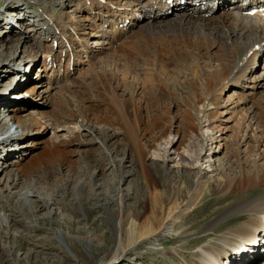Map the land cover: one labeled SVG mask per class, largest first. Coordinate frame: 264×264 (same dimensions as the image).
Returning <instances> with one entry per match:
<instances>
[{
    "label": "rangeland",
    "instance_id": "374dc122",
    "mask_svg": "<svg viewBox=\"0 0 264 264\" xmlns=\"http://www.w3.org/2000/svg\"><path fill=\"white\" fill-rule=\"evenodd\" d=\"M60 1L34 0V8L32 6L24 7V9L17 8L12 12L14 14L21 13V17L18 19L15 15L12 16L11 25L8 16L0 12V116L2 113L6 114V109L9 107L12 112L18 115L32 112L43 121H49V119L51 121L53 113L57 111L59 95L66 98L65 106H68L66 108L70 113L80 107L92 118L95 115H101V113L102 115L112 114V112H105L108 105L107 96L111 92L110 85L108 86L106 83L95 90L92 88L80 89L81 87L73 82L78 77L77 72L72 74L75 76L72 80L67 78L62 82L65 87L54 89L55 86L50 88L51 84L47 85L48 74L41 67L36 66L33 69L27 67L32 80L25 85H16V71L13 68L22 64L28 65L30 63L29 55L33 53L39 54L37 63L39 65L42 63L43 66L42 58L46 54L41 52L45 51L41 48L39 51L31 48L32 34L26 33L29 29L25 30L22 27H28V24H31L27 22L28 16H30L27 12L33 15L31 21H34L36 26L41 29L43 24L38 23L39 15L43 17L40 8L55 16H62L65 13L70 16L76 14L75 18L81 20H78L81 25V30L78 31L85 33L82 35L85 38L77 45L84 49L83 43L88 41L90 44L93 29L90 27L91 22L87 17L91 16L87 13L89 9L79 11L75 0ZM62 3L64 5L74 3V10L68 5L64 10ZM110 3L113 1L109 0L103 5ZM90 7L95 6L91 5ZM146 22L150 21L143 23ZM143 23L136 30L133 29L126 34L116 46H114L115 44L104 46V41L101 40L99 46H104L102 55L112 60L119 59V61L128 60L130 62L143 61L144 56L150 61H153V57L156 59L163 57L165 53L162 49L163 45H168L164 43L173 41V34H169L168 31L167 33L154 30L151 35H142L145 32V29L140 28L144 25ZM93 26L96 27V25ZM90 30L91 32H87ZM39 39L42 38L39 37ZM204 42L208 46L212 40L204 39ZM233 44L235 45L232 43V46H234ZM96 50L94 47V53H90L92 56L90 59L98 62L99 56L96 54ZM254 52L253 49V54H250L256 56L253 72L248 71L239 83L237 79L220 82L217 86L218 89L205 100V112L201 114H199L196 104L198 98L206 96L202 95V92L204 91L203 86L208 85L207 78L212 74H215L216 77L219 74H230L232 73L230 71L235 69L234 66H231L232 70L227 72L214 68L213 61L208 65L199 63L197 74L188 71V74H183L177 79L171 78L161 71L159 73L163 74L160 75L161 79L157 76L159 84L153 86L151 91L141 92L126 85L118 86L113 83L112 89H116L120 98H127L130 104H137L140 108L139 116L142 117L140 120L144 119V122L143 127H140L138 131L139 139L135 144L132 142L127 127L120 125L116 120L117 114L115 113L110 118L113 119L111 126L104 121L97 122V119H94L97 129L91 130L89 127H83L78 138L67 146L65 154L69 159L66 166L71 170L66 169L61 175L64 176L66 171L68 173L72 171V174L74 171H78L80 177V182L69 184L70 191L68 193L60 191L55 186L52 187L51 184L39 182L36 176L25 178L16 164L17 160H21L23 156L27 160L42 155L45 147L53 141L51 136L53 128H58L61 136L59 140L63 137L60 141L69 140L71 134L65 133L67 127H63L68 125L67 123L55 124L58 127H52V125L41 127L36 132L25 130L24 133L21 127L19 128L14 122H11V130L15 137L7 144L5 143L6 145L3 144L2 138L6 139L7 137L2 136L4 132L0 126V264H93V259L96 262L103 257H110L120 241L121 244L124 242L123 244L127 245L126 241L132 238L130 234L134 223L138 225L139 229L145 223L144 227H146L147 221L153 218L151 202L155 194L152 193L156 189L154 187L156 186L158 190L166 191L169 194L171 188L169 180H171L172 174L185 176L179 185L180 200L184 199L189 191L186 178L193 176L196 168L178 167L175 161L165 159L163 154H165V147L170 149L174 142L173 151L170 152L172 157L175 158L178 152L184 150L183 145L187 143L189 136H183L185 131L183 119L185 111L188 110L196 117L195 124L189 133L193 132L195 136L205 127H219L220 125L221 137L225 138L221 141V145L217 139L215 142H212L210 137L207 140L202 139L200 144L203 143L205 146L204 151L207 148L211 149L210 152H215L212 153L210 162L208 160V162H204V160L197 162L193 157H191L193 159H189L191 165L192 162L194 165L204 163L203 167L206 169L203 180L206 183L203 194L186 214L173 221L171 231L166 236H160L157 239L150 236L143 239L140 244L136 245V248L128 250L123 258L116 261L115 264H210L205 258L207 251L218 255L225 261L229 259L228 254H231L232 257L236 256L235 254L244 244L236 240L234 232L239 223L247 219L248 215L245 211L233 213H229V211L239 203V200L241 201L245 197L254 198L264 190V185H262L250 193L231 196L226 194L229 192V186L224 185L223 182V179L228 178V182L232 180V182H237L236 179L241 178L245 171L248 173L250 171L251 175H262L258 163L264 160L258 162L259 155L256 158L253 155L249 156L247 143L241 145L239 151L241 156H244L243 159L249 161L248 165L244 166L245 169L242 164H238L237 158L227 154L226 147H224L225 142L229 140V136L234 131L233 128L238 126L236 119L243 117L248 112L246 121L251 120L250 117L254 111L264 116V99L259 98L264 95V80H262L261 86L256 89V94L250 95L249 99L243 98L244 94L249 92L248 85H252V83L248 84V78L261 76L264 79V55L259 52L258 59ZM66 60L68 61V59ZM86 65L89 66L87 62ZM34 66L32 65V67ZM204 66H209V68L205 70ZM23 67L26 68V66ZM68 73L70 74V72ZM35 83H39V85ZM105 86H107V90ZM31 87H35V89L32 90ZM229 98L230 100H228ZM240 98L242 99L240 100ZM235 100H238L239 104L237 103L235 107L231 108L233 104L229 105V102ZM4 104L7 105V108ZM19 107L24 108L19 110ZM242 114L243 116H241ZM158 115L161 118L159 125L166 126L168 123H173L177 130L173 142H166V138H169L168 134H164L166 138L161 137L163 127L149 126L152 117ZM230 115L235 116L234 121L229 120ZM77 118L78 122L76 123ZM258 118L261 119L260 116ZM82 120L83 117L75 114L69 124L77 126L83 122ZM86 122L87 120L84 121V123ZM114 131L117 133L115 134ZM112 133L113 135H110ZM209 133L212 134L211 130ZM21 134L29 136L19 139ZM173 137L174 134L171 138ZM253 141L249 142L251 144L250 152L256 154L257 148H260L258 151L261 153L264 147L261 145L258 147L257 143L255 144ZM187 149L191 152L194 150L190 146ZM192 153L194 154V151ZM262 177L261 182H264V173ZM212 181H216L215 184ZM219 182L224 187L218 184ZM218 185L221 186V189ZM124 216H126L125 220L122 219ZM252 237L246 244L252 243ZM86 251L95 253V255H87Z\"/></svg>",
    "mask_w": 264,
    "mask_h": 264
},
{
    "label": "bare ground",
    "instance_id": "6f19581e",
    "mask_svg": "<svg viewBox=\"0 0 264 264\" xmlns=\"http://www.w3.org/2000/svg\"><path fill=\"white\" fill-rule=\"evenodd\" d=\"M75 1H76V7L77 9H79V11L89 9V12H87L88 15L93 16L91 18L90 16H87L89 17V20L91 19L101 20L102 18H104L105 13L107 12H110V15H114L115 12H119V15L121 13L126 14L127 16L133 18V22L139 21L142 16L148 18L151 17V15H153L154 18L157 17L164 18L166 16V14L161 9H156V8L150 9V7L147 6L150 3H148L147 1H144L143 3L136 2L132 8H129V4H122V3H127L128 0H119L116 2L117 7L119 9L116 10H112L110 8V4L104 6L102 3H100L99 0H87L88 2L87 1L84 2V0H75ZM226 2L227 0H223L224 5L226 4ZM188 4L189 7L180 15H176L170 19H162L159 22L157 21L153 23H147L141 27L145 29V32L142 33V35L143 34L151 35V33H154L153 32L154 30L163 31V32L168 31L170 32L169 34L171 33L173 34L172 42L164 43L168 45L162 44L163 45L162 49L165 52L164 56L162 55L163 57H160L159 59L153 57L152 58L153 61L147 60V58L145 59V56L143 61L137 60L138 62L137 61L130 62L128 60L119 61V59L112 60L110 58H106V56H103L101 53L103 52L102 50L103 48L101 47L102 45L99 46V44L101 43L100 41L106 37L103 34L99 33L100 30L97 29L99 25H96V27L94 28L93 25L95 24L92 23H90V25L91 27H93L92 28L93 33L91 34L92 37L94 38L92 39L93 43L90 46L85 45L84 53H86V56H89V53L91 52L94 53L93 46L95 48L98 47L97 50L99 51L96 52V54L99 56L97 58L98 62H95L94 60L90 59L92 58V56L89 57V59L82 60L83 52H80L79 55L76 58H74L75 55L74 56L70 55V53L74 51V44H76L75 42L76 40L74 39L73 35L74 33L77 34L79 32L78 30H81L80 27L81 25L79 22L81 20L75 18L76 14H72L71 16L68 15L66 17L67 19H63L62 16L49 17V20L52 22L51 25L54 28V30L52 31L46 29L45 33L41 34V36H35L36 33L34 31L39 32V30L34 28V25L28 24V27L27 26H22V27H24L25 30L27 28L29 29L26 33L32 34L31 38H33L34 45L35 47L38 48L37 50L39 51V48L45 50V51H41L43 52V54L46 53L44 54L45 55L44 58H42L43 69L48 70L49 66L53 67L55 63L61 65L64 59L65 60L68 59L67 62V69H68V67H70L71 65L70 64L71 58H73L72 62L76 65V67L74 65V68L78 70L77 71L78 77L75 78L73 82L74 83L76 82L75 85L78 84V86L81 87L80 89L92 88L95 90L99 86L102 87L103 84L106 85V83H108L107 85L108 86L110 85L111 92L107 96L108 105L106 106L105 112L106 113L112 112V114L113 113L117 114L116 120L120 123L121 126L127 127L129 137L132 140V142L135 144V142L139 139L138 131L140 130V127H143L142 124L144 122L143 121L144 119L140 120L142 119V117L139 116L140 108L137 106V104L136 105L130 104L127 98L125 99L120 98V95L117 93L116 89H112L113 83L118 84V86H120L121 84L126 85L129 86L131 89L134 90L137 89L140 90L141 92L151 91L153 86L155 87V85L159 84L158 82L159 78H157V76L160 77V75L162 76L164 73L168 74L171 78L177 79L183 74H188V71L197 74V70H198L197 66L199 63H205L206 65H208L211 61H213L214 68L221 69L227 72L232 70L231 66H234L235 69L233 71H230L232 72L230 74L228 73L223 75L219 74L218 77H216L215 74H212L210 75L209 78H207L206 82L208 83V85L203 86L204 91L202 92V95H206V96L198 98L196 104L199 114H201L202 112H205V108H206L205 100H207L210 97V95L215 90L218 89L217 86L220 82H225L228 79H237L239 83L240 80H243L244 76H246L248 71L250 73L253 72L256 56L249 55L253 51V49L255 51L254 54L257 55L259 52H261L264 55V15L261 14L262 15L261 16L259 14H255L249 16V15L239 14L235 10H226L221 12V14H219L218 17L206 19L204 17L194 16L190 14L188 12L189 9H193L194 11H196L199 9V7L194 5L192 0H188ZM67 5L70 7L74 6V5L71 6V4H67ZM67 5L63 4L64 7H66ZM91 5L95 7H90ZM93 10H95V14L99 15L98 17L95 14H92ZM203 11L204 10H201L200 8L199 12H203ZM15 16L16 18L21 17V13H16ZM8 21L9 24L11 25L12 21H10V19ZM32 27L34 28L33 30L30 29ZM117 28L115 29V31H117ZM39 37H41L42 39H39ZM82 38L84 39L83 36ZM204 39H210L212 40V43L206 46ZM227 41H228V45H227ZM55 43L57 44V46H55ZM232 43H235V45L233 44L234 46H232ZM215 49L217 50L214 51ZM163 50L161 54L163 53ZM251 56L252 59L250 58ZM29 57H30V63H28V65L31 64V62L32 64H34L37 63V60L39 59V54L33 53L30 54ZM86 60L88 61L87 64L89 66L86 65ZM203 68H205L206 70L209 68V66H204ZM61 70H62L61 68L57 70L58 75L61 74ZM161 71H163V74H159ZM66 74L67 76L71 75V72L69 74L67 70ZM52 76L53 75H51L50 77ZM262 80L264 79H262L261 76H253L248 78L247 81L248 84L250 83L251 85L252 83V85L251 86L248 85V87H250L249 89L250 93L249 92L245 93L243 98L249 99L250 95L252 96L256 94L257 93L256 89L261 86ZM63 87H65V85L62 84L60 86H55L54 89H59V88L62 89ZM105 88L107 90V86H105ZM33 89H35V87H33L32 90ZM259 98L264 99V95L263 97L262 95L261 97L259 96ZM58 99H59L57 100L58 109L56 108L57 113L56 112L53 113L54 116H52L51 121L50 119L49 121L48 120L43 121L39 119L37 115L33 114L32 112H28L25 115H18L17 113L12 112V110L9 109L8 107V109H6L7 110L6 114L2 113V115L0 116V126L2 127V130L4 132L2 136L7 137L6 139L2 138V141H4L3 144L6 145L7 142H9V140L14 139L15 137L11 130L12 128L10 125L11 122H14V124H16L17 127L19 128L21 127L24 130V133L26 132L25 130L29 132L30 131L36 132L41 127H47L51 125L52 127H58L55 124L60 125L61 123H65V124L67 123L68 125L63 127H67V131L65 133L68 132L71 134L69 140L60 141L61 139H63V137L60 138L59 140V137L61 136L60 133L58 132V128H53L51 135L53 141L50 144L48 143L49 145L46 144L48 146L45 147L44 153L42 155H38V157H34L32 159H27V160H25L23 156L21 160H17L16 164L18 166V169L22 172V175L25 178L36 176L39 182L51 184L52 187L55 186L60 191H63L64 193H68L70 191L68 187L69 184L79 181L80 177L78 175L79 174L78 171L77 172L74 171L73 174L71 173L72 171L68 173V171H70L71 169L67 168L66 166V162L69 161V159L65 155L67 152V146H69L70 143L74 142V140L78 138V136L81 134V129L83 127H89V129L91 130L97 129V126H95L94 124L96 123L94 122V119H97V122L104 121L105 123L111 126V121L113 119L111 120L110 118H112L113 115L112 114H111L112 116L110 114L102 115L101 113V115L98 116L95 115L92 118V116L88 115V113H86V111H83L80 107H77L76 109H74V112L70 113L69 110L66 108L68 106H65L66 98L64 96L59 95ZM241 99L242 98H240V100ZM228 100H230V98ZM235 101L229 102V105L233 104L231 108L235 107L236 104L239 102L238 100L236 102ZM5 106L7 108V105ZM23 108L24 107L22 108L19 107V110ZM75 114H79V117H83L82 120L83 122L81 121L82 123L77 124V126H71L69 122L70 120H72V118H74ZM232 115H236V114H232ZM232 115L229 116V120L231 119L230 121H234L235 116L233 117ZM247 115L248 112L244 114V116L242 114L241 116L243 117L236 119L237 120L236 123L238 126L233 128L234 131H232L231 136H229V140L226 141L224 144V147H226L227 150V154H229V156L232 155L235 158H237V160L239 161V162L237 161L238 164L239 163L242 164L243 169H245L244 166L248 165L247 163L249 162L246 161V159H243L244 156H241V154L239 153L241 145H244L245 143L248 144L249 156L252 157L253 155L256 158L257 155H259L257 159L258 162L260 160H264V149L262 150L263 153L262 152L259 153L258 150L260 148H257L256 154L251 153L250 152L251 144H249L250 140L251 141L254 140L255 144L257 143L256 145L258 147H260V145L264 147V116H261L258 114V112L254 111L251 117L249 113V117L251 118V120L249 119L246 121ZM69 116L70 118H68ZM258 116H260L261 119H259ZM195 119L196 117L193 116L189 110L185 111L184 119H183L184 122L183 127H185V131L183 136L184 137L189 136V140L187 141L186 144L183 145L184 150L178 152L175 158L172 157L170 152L173 151L172 148L173 145H175L174 142L170 149L165 147V154H163L165 159L175 161L178 167H182L183 169L196 168L194 175L189 178H186L188 180L189 191L185 196V198L180 200L179 197L181 191L179 185L181 180H183L185 176L172 174L171 180H169L171 183V188L169 187L170 188L169 194L166 191L158 190L156 186L154 187L156 189L154 192H152L155 194L153 195L151 202L153 209V218H150L149 221H147L148 224L146 225V227H144L146 224L145 223L143 227L139 229L138 225L134 223V228H132L131 230L132 233L130 234L132 235V238H130L129 241H126L128 242L127 245L123 244L124 242L121 244L120 241L117 244L115 251L113 252V254H111L110 257H103L96 262L93 259V264H110V263L115 264L116 261L123 258L124 254L128 252V250L136 248V245L140 244L143 241V239H146L150 236H153L154 239H157L160 236H166L167 233L171 231V226H172L171 224L173 223V221H175V219L179 218L181 215L186 214L187 211L196 203V201L203 194L204 191L203 188L205 187L204 185L206 183V181L203 180V176L206 168L203 167L204 163L201 165L200 164L194 165L192 162L191 165V160L189 159L193 157L194 159L197 160V162H199V160H204V162L205 161L210 162L211 157L213 156L212 153L215 152H210L209 150L211 149H207V148L206 151H204L205 146H203V143L200 144L202 142V139L207 140V138L210 137L212 142H215V140L217 139V142L221 145V141L225 140V138L221 137L222 129L219 128L220 125L219 127H215L214 125H213L214 127L204 126L205 128L203 129L201 128L202 129L201 132L196 133L195 136L193 135V132L189 133V131L192 130L191 127H193V125L195 124L194 123ZM76 120L77 123L78 118ZM85 120H87L86 123H84ZM151 120L152 121H149L151 123L149 126L163 127L161 129V134H160L162 138L164 137V134H168L167 136H169V138L164 137L166 138L167 143H171L174 141L177 135V130H175L173 123H168L166 126L159 125V122L161 120L160 115L153 116ZM144 125L146 126V124ZM210 130L212 134L209 133ZM105 132L106 134H108L107 131ZM114 133L116 134L117 132L114 131ZM173 134L174 137L171 138ZM110 135H113V133ZM26 136L28 137L29 135L21 134L19 136V139H24ZM189 146L191 147V149H194L192 150V152L194 151V154L189 149H187ZM187 162H189L190 164L189 163L187 164ZM258 168H260V171L262 172L263 175L264 161L258 163ZM66 169H68V171L65 172L64 176L61 175V173ZM262 175L261 174L251 175L250 171L249 173L245 171L242 174L241 178L238 177L239 179H236L237 182H232L233 180L232 181L229 180L230 182H228L229 178L223 179L224 185L229 186L228 188L229 192H227L226 194L231 196H237L240 193H250L254 189H257L262 185H264V182H261L263 178ZM216 181L218 182V180ZM216 181H212V182L215 184ZM14 182H15V178H14ZM220 183L221 182H219L218 184ZM224 185L221 186L224 187ZM221 186L218 185V187H220L219 189H221ZM123 201L124 198L122 202ZM243 211L247 213L248 217L247 219L239 223V225L235 229L236 231L234 232V234L236 240H238L240 243L242 242V244H246L249 238H251L255 233L258 232L261 233L262 231L264 232V190L261 191L254 198L245 197V199L241 201L239 200V203H237V205L232 210L230 209L229 213L243 212ZM125 218L126 216H124L122 219L125 220ZM253 250L256 251L257 249H253ZM259 251H261V253H259L258 256L256 257L257 258L256 261L250 264H264V247L261 246L259 248ZM86 253L87 255L90 254L91 256L95 255V253H89L88 251H86ZM206 253L207 255L205 256V258L210 264H229V259L232 258L231 254L230 255L228 254L227 256L229 257V259H226L227 261H225L222 260L218 255L212 254L209 251H207Z\"/></svg>",
    "mask_w": 264,
    "mask_h": 264
}]
</instances>
